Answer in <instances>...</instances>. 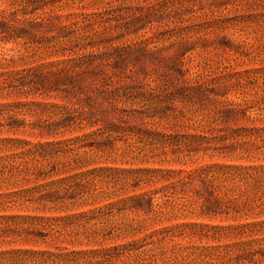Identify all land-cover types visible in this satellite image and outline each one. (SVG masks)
Listing matches in <instances>:
<instances>
[{"label": "rangeland", "instance_id": "374dc122", "mask_svg": "<svg viewBox=\"0 0 264 264\" xmlns=\"http://www.w3.org/2000/svg\"><path fill=\"white\" fill-rule=\"evenodd\" d=\"M0 264H264V0H0Z\"/></svg>", "mask_w": 264, "mask_h": 264}]
</instances>
